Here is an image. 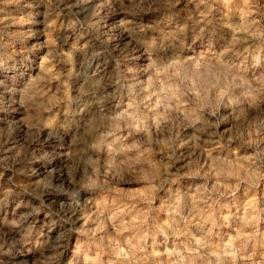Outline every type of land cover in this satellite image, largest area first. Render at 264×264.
<instances>
[{
  "label": "rangeland",
  "instance_id": "rangeland-1",
  "mask_svg": "<svg viewBox=\"0 0 264 264\" xmlns=\"http://www.w3.org/2000/svg\"><path fill=\"white\" fill-rule=\"evenodd\" d=\"M0 264H264V0H0Z\"/></svg>",
  "mask_w": 264,
  "mask_h": 264
}]
</instances>
